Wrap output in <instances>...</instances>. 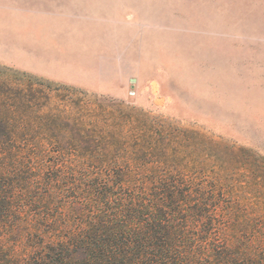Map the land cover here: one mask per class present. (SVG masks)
<instances>
[{
    "label": "rangeland",
    "instance_id": "rangeland-1",
    "mask_svg": "<svg viewBox=\"0 0 264 264\" xmlns=\"http://www.w3.org/2000/svg\"><path fill=\"white\" fill-rule=\"evenodd\" d=\"M0 107L50 156L146 119L153 156L264 231V0H0Z\"/></svg>",
    "mask_w": 264,
    "mask_h": 264
},
{
    "label": "trees",
    "instance_id": "trees-1",
    "mask_svg": "<svg viewBox=\"0 0 264 264\" xmlns=\"http://www.w3.org/2000/svg\"><path fill=\"white\" fill-rule=\"evenodd\" d=\"M120 121L115 151L50 156L0 118V264H264V231L221 186L153 156L146 119Z\"/></svg>",
    "mask_w": 264,
    "mask_h": 264
}]
</instances>
